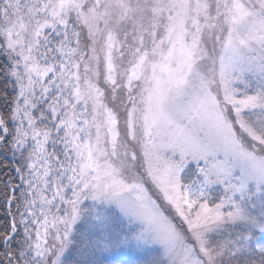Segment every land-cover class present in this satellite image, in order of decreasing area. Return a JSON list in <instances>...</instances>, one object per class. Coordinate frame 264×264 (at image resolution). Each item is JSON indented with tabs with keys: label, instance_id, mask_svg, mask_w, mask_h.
<instances>
[{
	"label": "snow or ice",
	"instance_id": "6c2138e0",
	"mask_svg": "<svg viewBox=\"0 0 264 264\" xmlns=\"http://www.w3.org/2000/svg\"><path fill=\"white\" fill-rule=\"evenodd\" d=\"M0 264H264V0H0Z\"/></svg>",
	"mask_w": 264,
	"mask_h": 264
}]
</instances>
